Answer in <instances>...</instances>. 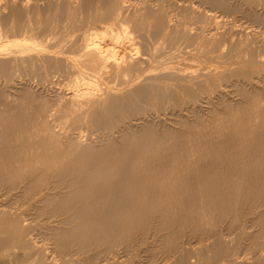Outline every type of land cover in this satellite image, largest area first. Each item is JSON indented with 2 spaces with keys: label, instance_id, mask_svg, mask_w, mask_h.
I'll list each match as a JSON object with an SVG mask.
<instances>
[{
  "label": "bare ground",
  "instance_id": "bare-ground-1",
  "mask_svg": "<svg viewBox=\"0 0 264 264\" xmlns=\"http://www.w3.org/2000/svg\"><path fill=\"white\" fill-rule=\"evenodd\" d=\"M231 1L82 0L77 6L66 1L55 3L58 9L50 17L38 0H0V44L10 42L0 46V86L14 91L21 84L35 87L37 79L45 88L80 78L75 88H55L54 100L33 104L32 112L26 102L24 107L10 102L0 115V146H9L0 149V185L20 187L28 201L40 203L30 212L0 204V223L11 225L30 264H115L114 251L113 257L89 263L66 252L127 238L153 219L196 223L264 197V94L251 91L257 88L254 81L264 83V30L259 29L264 13L258 11L251 25L239 29L240 20L232 15L240 6ZM228 20L230 27L223 24ZM98 22L111 24L110 43L98 40L97 31L79 34ZM180 58L188 62L179 63ZM237 64L251 69L243 81L234 80L242 71L229 68ZM232 89L250 103L202 137L175 134L171 141L152 125L136 129L139 122L151 124L157 112H178V92L193 93L194 99L186 98L190 111ZM151 99L158 101L156 108ZM52 221L68 228L46 226ZM214 233L198 232L200 242L211 241L198 255L183 242L173 245L178 255L173 264H202L209 252L218 258L227 243L222 231ZM9 242L0 235L1 249ZM252 248L256 264H264L263 242Z\"/></svg>",
  "mask_w": 264,
  "mask_h": 264
},
{
  "label": "rangeland",
  "instance_id": "rangeland-1",
  "mask_svg": "<svg viewBox=\"0 0 264 264\" xmlns=\"http://www.w3.org/2000/svg\"><path fill=\"white\" fill-rule=\"evenodd\" d=\"M47 3L45 2V0H38V3L40 4L43 13H49V15H53V13L55 14V12L58 9V6L56 4H59V2L61 4H63L66 1L71 2L73 5H78L79 1L81 2L82 0H46ZM75 1V2H74ZM169 1V0H168ZM172 1V0H170ZM56 5V9L53 10V8H55ZM231 2H233L234 5H238L240 6V10L241 12H238L233 14L232 16L234 18L239 19L240 21L238 22V24H240L241 26H239V29L241 28L242 30H244V27L251 25L252 23V18L254 17V15L257 14L258 11H260V13H264V0H232ZM237 2V3H236ZM42 3V4H41ZM51 3V5H53V8L48 11L47 8ZM259 3H262L263 5H259ZM46 4V5H44ZM76 5V6H77ZM246 5V6H245ZM45 6V8H44ZM252 8V9H251ZM261 8V9H260ZM244 9V10H243ZM254 9V10H253ZM249 10V11H248ZM53 12V13H52ZM250 13V14H248ZM50 15V17H51ZM245 15V16H244ZM244 16V17H243ZM253 16V17H252ZM240 17V18H239ZM246 18V19H245ZM249 18V19H248ZM244 21V22H243ZM213 23V22H212ZM209 23L207 26V28H213V24ZM230 25H229V24ZM228 23H223L225 24L226 27H230L231 21L228 20ZM244 23V25H243ZM248 23V25L246 24ZM102 26H100V25ZM105 26H104V25ZM107 24V25H106ZM228 24V25H227ZM99 25V26H97ZM196 25V26H195ZM253 25V24H252ZM91 26V27H90ZM88 27H84V29L79 30V34L88 31L89 33H94L95 31H97V35L99 37H97L98 40L104 38V40H100L104 43H108L109 40H111V34L109 35V33H106V31L109 30V28H111V24L108 23H101L98 22L94 25H90ZM108 26V27H107ZM201 26V23H196L194 24L195 28H198ZM244 26V27H243ZM94 27V28H93ZM105 27V29H104ZM255 27V26H254ZM93 28V29H92ZM98 28V29H97ZM103 28V29H102ZM97 29V30H95ZM260 30L263 29L264 27H260ZM101 30V31H100ZM196 29H193V32ZM91 31V32H90ZM93 31V32H92ZM77 32V33H78ZM81 32V33H80ZM101 33V34H100ZM103 33L105 34L103 36ZM102 36V37H101ZM109 36V37H108ZM101 37V38H100ZM107 38V41L105 42ZM109 38V39H108ZM111 41H109L110 43ZM3 44H0V46H9L10 42L5 41L2 42ZM6 43V45L4 44ZM8 43V44H7ZM181 61L178 60V62H188L185 59L180 58ZM229 67V66H228ZM237 68L238 70L242 71L240 72V75L237 77H234V80H244V72H250L251 69L246 66V65H233L230 66L229 68ZM198 68V66L196 67ZM248 70V71H247ZM72 78H69L67 80H64V82H69V83H63L62 81V85L64 89H69V88H75L74 85L78 83V80L76 77H73V84H70L71 81H69ZM75 79V80H74ZM37 79L33 80L32 82H35V87L31 86V87H24L25 85L21 84L19 86H16L14 89V91L12 89L6 88L5 86H0V115H2L4 113L5 110V106L8 103H12L13 105H20V107H24L26 106L27 111L28 112H32L33 111V104L34 106L37 105L38 103H40V105H46L49 102V100H54V96L56 95L55 88L58 87H62V85L58 82H55L52 84H47L46 83V88H43V86L41 84L38 83ZM77 80V81H76ZM214 81H216L217 83H219V81L215 78ZM0 82H2V80H0ZM32 84V85H34ZM40 86H38V85ZM72 85L71 87L69 86ZM255 85V87L257 88H250L251 91L253 90L254 92H258L257 89H259L260 91H262V93L264 94L263 90H264V83H260L258 81H254L253 83ZM50 85L53 86V89L50 87ZM55 85V86H54ZM58 85V86H57ZM23 86V87H22ZM57 86V87H56ZM69 86V87H67ZM39 87V88H38ZM67 87V88H66ZM263 87V88H262ZM19 88V89H18ZM35 88V89H33ZM41 88V89H40ZM50 88V91H49ZM261 88V89H260ZM5 89V90H4ZM24 89V90H23ZM45 89V90H44ZM40 90V91H39ZM42 90V91H41ZM47 90V91H46ZM52 90V93H51ZM205 91H208L207 88L204 89ZM46 93H45V92ZM54 91V92H53ZM231 91H235L234 93H229L230 91H225L226 96H221L220 98H216V99H211V104L210 103H206V102H202V104L196 103V108L193 110H187V104L186 102L188 100H192L194 99V95L191 91H184V92H178L174 95V99L175 101L179 104V107L177 108L178 112H176L175 114H171V112L168 110V112H157L155 114V116H153V118L150 119V122H152L151 124H146V123H142L139 122L136 125V129L141 130L148 126H153L155 128H159L158 130L156 129V131L161 134V132L163 131V134L166 135V137L170 138V140L172 141L174 138V135L176 134V137H181L184 139H188V138H199L204 136L205 133H208L209 131L214 130L215 128H217L219 125L221 124L224 119L226 118V116H230V114L237 112L240 107L241 104L242 106H246L244 104H248L250 103L249 101H251L250 97H245L241 94V92H238L237 89H232ZM44 92V93H43ZM9 93L10 96H9ZM13 93V94H12ZM19 93V94H18ZM48 93V94H47ZM16 94V95H15ZM13 95V96H12ZM21 95V96H20ZM50 95V96H49ZM214 96V94H212ZM236 95V96H235ZM20 96V97H19ZM48 96V97H47ZM12 97V98H10ZM15 97V98H14ZM224 97V98H223ZM242 97V98H241ZM10 98V99H8ZM17 98V99H16ZM188 100H187V99ZM190 98V99H189ZM11 100V101H10ZM13 100H15L16 102L13 103ZM180 100V101H179ZM220 100V101H218ZM249 100V101H248ZM23 101V102H22ZM36 101V102H35ZM151 103L153 104V106L156 108L158 106V101L155 99H151L150 100ZM246 101V102H245ZM22 102V103H21ZM26 102V103H25ZM231 102V103H230ZM241 102V103H239ZM248 102V103H247ZM19 103V104H18ZM26 105H25V104ZM206 103V105L204 104ZM28 105H30V107H28ZM211 105V106H209ZM218 105V106H217ZM220 105V106H219ZM198 106V107H197ZM207 108V111H205V109ZM210 108V109H209ZM228 108V109H227ZM238 108V110H237ZM180 109V110H179ZM219 109V110H218ZM184 111V112H183ZM225 113H223V112ZM228 111L230 113H228ZM195 112V113H194ZM170 115H167V114ZM192 113V114H191ZM197 113V115H196ZM207 113V114H206ZM226 113H228L226 115ZM31 114V113H30ZM180 116H179V115ZM191 114V115H190ZM194 114V115H193ZM200 114V115H199ZM205 114V115H204ZM178 117H176V116ZM187 115V116H186ZM210 115V116H209ZM165 116V117H163ZM174 116V117H173ZM182 116V119L180 120ZM208 118H207V117ZM213 116V117H212ZM185 117V118H184ZM193 117V118H191ZM206 117V118H205ZM222 117V119H221ZM178 118V119H177ZM158 119V120H157ZM215 119V120H214ZM154 120V121H153ZM165 120V121H164ZM196 120V121H195ZM200 122H198V121ZM223 120V121H222ZM164 121V122H163ZM180 121V122H179ZM182 121V122H181ZM192 121V122H191ZM154 122V125H153ZM169 122V123H168ZM173 122V123H172ZM197 122V123H196ZM214 122V123H213ZM219 122V123H218ZM141 123V125H140ZM185 123V124H184ZM201 123V124H200ZM172 124V125H171ZM199 124V125H198ZM207 124V125H206ZM217 124V126H216ZM140 125V126H139ZM171 125L172 127L169 128V126ZM181 125V126H180ZM211 125V127H210ZM158 126V127H156ZM163 127V128H162ZM207 127V128H206ZM165 128V130H164ZM205 128V129H203ZM161 129V130H160ZM171 129V130H170ZM174 129V130H173ZM178 129V131H177ZM207 129V130H206ZM203 130V131H202ZM166 131V132H164ZM182 131V133H181ZM184 131V132H183ZM186 131V132H185ZM188 131V132H187ZM197 131V132H196ZM177 132V133H176ZM170 133V134H168ZM174 133V134H173ZM189 133V134H188ZM191 133V134H190ZM199 133V134H198ZM196 134V135H195ZM188 135V136H187ZM5 146V147H4ZM8 146V145H7ZM9 147V146H8ZM6 147V145H2L0 146V149H6L8 148ZM8 188V189H7ZM1 186L0 185V190L1 191V195H3V198H0V204L4 203L7 206H12V207H16V209L21 208V210L23 209L24 211H29L31 210L32 205H38L40 203H35L34 201H28L26 198V194L24 193V191L19 187L17 189H12L10 186L8 187ZM11 188V189H9ZM20 190V191H19ZM17 191V192H15ZM15 192V193H14ZM20 195H19V194ZM12 194V195H11ZM7 195V196H6ZM18 197H16V196ZM9 197V198H8ZM15 197V198H13ZM23 197V198H22ZM5 198V199H4ZM18 199V200H17ZM4 200V201H3ZM16 200V201H15ZM257 201L255 203H252L254 201L250 200L245 202L243 205H237L238 207L232 206L230 210L226 211L225 214H223L221 217H217V218H207L205 220L196 222V223H185L184 221L180 219H178L177 221L173 222V223H168L165 221H160L157 219H153L151 220L146 226L142 227V228H138L136 229L134 232V234L132 236L129 237H124V238H116L115 241L113 240L112 242H105L102 243L100 245H92L86 249H77L76 246L72 247L71 249L67 250L66 253H70V255H68L67 257L69 258V256H73V258L76 261H83V262H91L93 260H95L94 258L97 257L98 261H103L105 260L107 257L112 256V251H114L115 255H117L116 261L114 262L115 264H173L175 262L174 259L178 258V255L175 253V251L172 249L173 245H176L177 242H183L186 245H184L185 247H190L193 255H198L199 252L207 245L210 244L211 241H205V242H200V237L199 234H203L205 232V236L211 235V234H215L214 232H216V230L219 229V231H222L224 234V241L227 243V249L223 250L221 252V255L218 258H213L212 255H214V252H209V255L207 259V262H204L202 264H237V263H241V264H256L257 262V255L254 252L255 248H252V246L255 245V243H258L259 241L263 242L264 244V235L261 234L262 231H264V197H260L258 199H256ZM14 201V202H13ZM21 201V203L19 202ZM23 201V202H22ZM28 201V202H27ZM30 202V203H29ZM10 203V204H9ZM28 203V204H27ZM259 203V205H258ZM15 204V205H13ZM27 204V205H26ZM31 204V205H30ZM249 204V205H248ZM18 205V206H17ZM21 205V206H20ZM24 205V206H23ZM29 205V206H28ZM248 207H247V206ZM29 209H28V207ZM26 209V210H25ZM258 209V210H257ZM22 210V211H23ZM243 212V213H242ZM242 213V214H241ZM248 213V214H247ZM252 213V214H251ZM250 214V215H249ZM255 214V215H254ZM236 215V216H235ZM231 216V217H230ZM235 216V217H234ZM233 217V218H232ZM230 218V219H229ZM241 218V219H240ZM64 219V217H63ZM209 219V220H208ZM226 219V220H225ZM53 221H56L53 220ZM48 222L46 223L49 224L48 226H56L57 228H61V229H66L68 228V226H63V225H59L57 222ZM153 221V225L152 222ZM204 221V222H203ZM213 223H212V222ZM215 221V222H214ZM220 223H219V222ZM244 221V222H243ZM159 222V224L157 225V223ZM177 222V223H176ZM236 222V225H235ZM242 222V223H241ZM55 225H53V224ZM156 225H155V224ZM162 223V224H161ZM168 223V224H167ZM175 223V224H174ZM183 225H182V224ZM223 223V224H222ZM251 223V224H250ZM8 225L2 224L0 223V229L5 228L4 229V233H0L1 236H6L7 238L10 239V242L5 246V248L1 249L0 248V262H4L7 264V262L9 264H30L29 263V257L25 254L24 250H22L21 248L19 249L18 243H16V239L14 238L15 236H13V232L11 231V225H9V223H6ZM58 224V225H56ZM151 224V226L149 225ZM177 224V225H176ZM189 224V225H188ZM196 224V225H194ZM199 224V225H198ZM202 224V225H201ZM220 224V225H218ZM5 225V226H4ZM148 225L150 227H148ZM161 225H163L161 227ZM179 225H182L179 226ZM221 225H223L222 227H220ZM155 226V227H154ZM158 226V227H157ZM178 226V227H177ZM195 226V228H194ZM198 226V227H197ZM260 226V228H259ZM2 227V228H1ZM63 227V228H62ZM66 227V228H65ZM154 227V228H153ZM175 227V228H174ZM247 227V228H246ZM262 227V228H261ZM147 228V229H146ZM148 228H151L148 229ZM172 228V229H171ZM188 228V229H187ZM191 228V229H190ZM218 228V229H217ZM144 229V230H142ZM186 230L185 231H183ZM193 229V230H192ZM195 229V230H194ZM206 229V230H204ZM234 229V230H233ZM248 229V230H247ZM250 229V230H249ZM142 230V231H140ZM148 230V231H147ZM158 230V231H156ZM166 230V231H165ZM176 230V231H175ZM202 230V231H201ZM251 230H253L252 232H250ZM257 230V232H256ZM139 231V232H138ZM181 231V232H180ZM190 231V232H189ZM195 231V232H194ZM207 231H209V233H207ZM227 231V232H226ZM157 232V233H156ZM171 232V234H170ZM174 232V233H173ZM177 232V233H176ZM179 232V233H178ZM199 232V234H198ZM211 232V233H210ZM249 232V233H248ZM148 233V234H146ZM166 233V234H165ZM193 233V234H192ZM231 233V234H230ZM236 233V234H234ZM259 233V237L256 236V234ZM136 234H138L136 236ZM142 234V235H141ZM162 234V235H161ZM186 237H185V235ZM188 234V235H187ZM147 235V236H146ZM152 235H157L159 237H155ZM164 235V236H163ZM190 235V236H189ZM198 235V236H197ZM142 236V237H141ZM193 236V237H192ZM197 236V237H196ZM236 236V237H234ZM261 236V237H260ZM162 237V238H161ZM164 237H166V239H164ZM170 237V238H169ZM188 237V238H187ZM230 237V238H229ZM129 238V239H128ZM136 238V239H135ZM139 238V240L137 239ZM182 238V239H181ZM199 240H198V239ZM118 239V240H117ZM189 239V240H188ZM124 240V242H123ZM182 240V241H181ZM193 240V242L191 241ZM257 240V241H256ZM259 240V241H258ZM126 241V242H125ZM162 241V242H161ZM185 241V242H184ZM197 241V242H196ZM256 241V242H255ZM123 242V243H122ZM134 242V243H133ZM136 242V243H135ZM188 242L190 244H188ZM199 242V244H198ZM249 242V243H248ZM128 243V244H127ZM143 243V244H142ZM169 243V244H168ZM207 243V244H206ZM12 244V245H11ZM113 244V245H112ZM119 244V245H118ZM162 244H164L162 246ZM167 244V245H166ZM128 245V246H127ZM203 245V246H202ZM124 246V247H123ZM134 246V247H133ZM196 246V247H195ZM236 246V247H235ZM18 247V248H17ZM112 248V249H111ZM134 248V249H133ZM197 248V249H196ZM11 249V250H10ZM123 249V250H122ZM132 249V250H131ZM250 249V250H249ZM19 250V251H18ZM92 250V251H91ZM95 250V251H94ZM118 250V251H117ZM127 250V251H125ZM135 250V251H133ZM195 250V251H194ZM8 251V252H7ZM23 251V252H22ZM131 251L133 252L131 255ZM149 251V252H148ZM130 252V253H129ZM17 253V254H16ZM78 253V254H77ZM96 253V254H94ZM175 253V254H174ZM197 253V254H196ZM228 253V254H227ZM15 254V255H14ZM107 254V256H106ZM124 254V255H123ZM128 254V255H127ZM164 254V255H163ZM167 254V255H166ZM25 255V257H24ZM123 255V256H122ZM166 255V256H165ZM17 256V257H16ZM75 256V257H74ZM172 256V257H171ZM175 256V258H173ZM177 256V257H176ZM222 256V257H221ZM247 256V257H246ZM9 257V258H8ZM15 257V258H14ZM122 257V258H121ZM3 260H2V259ZM169 258V260H168ZM172 258V259H171ZM222 258V260H221ZM6 259V260H5ZM13 259V260H12ZM124 259V260H123ZM128 259V260H127ZM243 261L242 259H246L244 262H237V261ZM10 262H9V261ZM17 260V261H16ZM122 260V261H121ZM171 260V261H170ZM173 260V261H172ZM191 260L194 262L196 260V257H191ZM22 261V262H21ZM166 261V262H165ZM209 261V262H208ZM20 262V263H19ZM124 262V263H123ZM126 262V263H125ZM154 262V263H153ZM163 262V263H162ZM169 262V263H168Z\"/></svg>",
  "mask_w": 264,
  "mask_h": 264
}]
</instances>
